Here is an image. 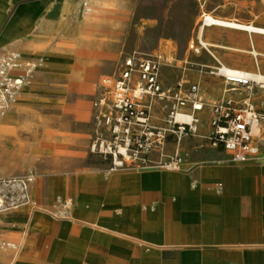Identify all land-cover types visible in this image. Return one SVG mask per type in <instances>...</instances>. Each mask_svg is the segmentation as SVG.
I'll use <instances>...</instances> for the list:
<instances>
[{
  "label": "crops",
  "instance_id": "1",
  "mask_svg": "<svg viewBox=\"0 0 264 264\" xmlns=\"http://www.w3.org/2000/svg\"><path fill=\"white\" fill-rule=\"evenodd\" d=\"M120 1L0 0V52L16 51L25 59L44 61L21 92L19 107L39 110L65 103L75 108L84 103L77 96L95 93L88 144L41 142L35 148L30 204L0 217V264H264L260 90L251 95L263 115L261 135L253 142L258 154L244 163H230L227 152L206 141L210 106L239 96L209 75V81L191 79L197 81L204 103L198 132L183 138L178 147L166 142L150 157L159 163L178 153V170L110 171L90 154L92 104L104 91L93 80V63L118 59L110 29L122 27L125 20L122 14L110 13L109 5ZM243 4L247 22L264 29V0ZM251 40L264 44V38ZM209 53L211 63L200 67L220 64ZM260 56L263 67L264 53ZM160 80L165 87L172 83L166 74ZM163 116L157 106L153 124L162 126ZM6 135L8 124L0 130V153Z\"/></svg>",
  "mask_w": 264,
  "mask_h": 264
},
{
  "label": "built area",
  "instance_id": "2",
  "mask_svg": "<svg viewBox=\"0 0 264 264\" xmlns=\"http://www.w3.org/2000/svg\"><path fill=\"white\" fill-rule=\"evenodd\" d=\"M192 51L194 55L210 54L201 38ZM40 64V59L28 60L16 51L0 52V121L30 85ZM159 69L155 57H128L113 82H103L110 87L92 104L95 132L89 151L110 171L150 168L176 171L182 161L178 153L159 163L152 162L151 155L169 139L178 147L183 138L198 132L204 110L198 86L179 81L165 87ZM201 69L221 79L228 93L239 94L210 106L206 141L227 152L230 163H244L257 156L258 148L253 142L259 138L263 115L255 108L251 95L258 83L247 74L219 63L214 68ZM157 106L164 112L162 126L153 124ZM34 180L31 171L24 176L0 177V217L30 204Z\"/></svg>",
  "mask_w": 264,
  "mask_h": 264
},
{
  "label": "rangeland",
  "instance_id": "3",
  "mask_svg": "<svg viewBox=\"0 0 264 264\" xmlns=\"http://www.w3.org/2000/svg\"><path fill=\"white\" fill-rule=\"evenodd\" d=\"M243 1L238 0L236 5L233 0H121L117 4L111 3L109 12L122 14L125 20L122 27L110 29L113 38H116L112 48L117 51L118 59L105 65L93 63V80L104 93L110 84L103 82H113L120 72L122 62L135 55L155 57L159 62L161 79L165 74L171 76L170 86L179 81L198 86L197 81L191 79L196 76L209 81L210 77L201 69L200 64H210L212 61L203 52L193 54L192 48L196 46L198 38L208 46L221 66L264 75L260 56L264 53V44L251 40L264 37L243 30L204 24V18L211 17L217 21L258 28L247 22ZM97 33L92 31L90 34ZM253 56H256L257 62ZM43 64L44 61L40 67ZM102 70L104 73L100 74ZM258 90L264 93L263 89ZM94 94L89 92L77 96L84 103L75 108L65 103L63 107L39 110L19 107L16 103L11 106L0 121V130L8 124L10 132L1 146L0 177L24 176L32 171L36 158L35 148L41 142L54 145L59 142L86 141L88 144L91 100ZM8 114L11 115L4 122ZM201 121L206 123L207 119L203 116ZM168 141L174 144L171 139ZM93 157L104 163L100 158Z\"/></svg>",
  "mask_w": 264,
  "mask_h": 264
},
{
  "label": "bare ground",
  "instance_id": "4",
  "mask_svg": "<svg viewBox=\"0 0 264 264\" xmlns=\"http://www.w3.org/2000/svg\"><path fill=\"white\" fill-rule=\"evenodd\" d=\"M204 24L206 26H220V27H224V28H228V29H232V30H243V31H247L250 33H256V34L264 35V29L254 28L251 26L245 27V26L237 25L235 23H226V22H222V21H217V20L212 19L211 17H205L204 18ZM241 72H243V71H241ZM243 73L247 74L251 79L255 80L258 83V89L261 88V90L262 89L264 90V75H261V74L255 75V74H251V73H247V72H243ZM0 126H1V124H0ZM260 135H261V130H259V136Z\"/></svg>",
  "mask_w": 264,
  "mask_h": 264
}]
</instances>
